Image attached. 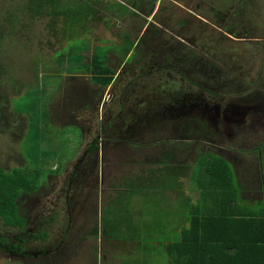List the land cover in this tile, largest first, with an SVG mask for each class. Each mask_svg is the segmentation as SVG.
<instances>
[{
	"label": "rangeland",
	"instance_id": "rangeland-1",
	"mask_svg": "<svg viewBox=\"0 0 264 264\" xmlns=\"http://www.w3.org/2000/svg\"><path fill=\"white\" fill-rule=\"evenodd\" d=\"M9 1L11 0H0V5L2 7L9 5ZM14 1L15 4L16 2L23 4V0ZM67 1L74 3L79 2L80 5L82 2H89L88 0ZM95 1H100L99 4L94 5L97 12L94 17L90 16L91 20H89L88 24L81 22L80 25L74 26L73 30L69 31L68 34L63 33L64 35L60 34L59 31L63 27L62 23L54 26L53 33L51 29L45 26L46 19L29 20L28 16L24 15L22 19L26 20V22L28 21V30L25 29L23 31L21 29L22 31L20 30L17 34L18 39L7 40L0 53V166L6 171H9L14 167L38 166L40 168V166L42 167V165L46 164H49V166H52V169H54L59 164H62L60 173L56 175L57 178L48 175V179L50 181L52 180L51 183H48L47 178L41 180L44 184L42 189L44 188L46 190L49 189V185L55 182V179L60 181V185L56 183L57 187L54 188L55 194L52 196L53 198L49 200L53 202L62 194L59 192L62 191V181L64 177H66L65 174L71 169V165L76 162L78 157L84 155V150L88 143L91 142L93 135L96 134L102 143L103 139L101 137L103 134H101L102 132L100 133V126L106 125L107 122L113 120L114 117H107L106 113L109 109H113V111L114 109L115 111L118 110L117 103H114V101H116L117 98L119 99V97L121 98L122 95H118L117 91L114 92L113 89L118 85L119 79L132 81L139 75L144 77V74L149 75L147 77L145 76L143 80L153 78L155 74L154 71L157 69L156 66L160 68L161 60L163 57L167 56L168 51H164L163 54L158 55V52L153 51L155 50L154 45L158 46L157 42L161 41V37L155 39L156 36L154 37V35L163 28L156 27L153 24L155 23L161 26L155 20L157 15L161 14L160 18L166 19L172 23L170 26H172L171 28H173V30L167 28L163 29L165 37L167 38L170 35L169 37H171L172 40L174 39L173 36L178 37L176 31H180L182 34L183 29L187 27L186 23L188 22L180 20L185 18L186 21H189L191 31L185 32L187 39L184 41L181 39L182 42L177 41V44L179 43L181 45L186 43L187 47L193 48L201 57L202 62H200L203 65L206 64L204 62L205 60H209L211 63L213 61L217 66L219 65L222 68L225 66L221 62L224 58L240 59V61L237 62L239 66L245 64V62L248 63V66L239 74V77L246 79L250 83L249 87L238 94H230L231 97H235L236 95L243 96L248 91L253 93L256 92L264 96V66L260 67V64L256 62V60L262 59V56L264 57V52L261 53V56L258 52L254 53V49H252L256 43L264 41L263 35H245V37H242L244 35L243 32H239L238 30V35H230L224 31L223 26H221L223 24L222 22L211 21V18H207L211 17L208 15L210 9H213V6L217 4L221 3V6L224 5L226 7L227 2H230L235 6H239V12H242L247 10L246 6H248L250 2L244 0ZM120 4L127 8L125 13H122L123 8ZM195 4L198 5V10H194L193 5ZM110 5H112L111 8H109ZM132 10L135 14L131 13ZM188 11L191 13L193 11H200L199 13H201L205 19L198 14H196L197 17L202 20L199 18L195 19ZM252 16L254 17L253 14ZM169 17L172 21L168 19ZM149 30H151L149 35H151L153 39H148L149 43H145L144 41L141 44V40L144 39L145 34ZM125 35L129 36V41L132 44L133 50H131L130 56L122 57L119 50H121L123 43L126 42L124 40ZM191 36L195 39L193 42L190 40ZM174 41L176 42V40ZM247 43H251L254 46L249 48L245 45ZM138 45L139 48L141 46V48L138 49L139 52L136 51ZM202 46L207 47L204 48ZM146 49H148V51ZM68 51L75 54V58L81 61H75V64H72L73 62L67 63L63 62V60L58 64L57 58L59 59V54H66ZM95 51L106 52L107 64L114 70L113 80L106 87L92 82L89 78V74L78 72L83 69V67L79 65H83V61L85 59L88 60ZM131 55H133V58H131ZM80 56H82V59ZM66 57L67 56H65V58ZM78 66L80 69L76 71L75 67ZM130 67L132 71L129 70ZM140 68L143 70L141 71ZM55 69H58V71ZM170 72L173 71L171 70ZM232 72L234 73L235 71ZM260 78L263 79L261 86L258 85ZM138 80L141 81L142 79L138 78ZM83 86L87 87V90H97L100 92V102H98L97 105L98 116L93 122H91L92 118L89 114L79 111L80 100H85L86 97V90L83 89ZM118 86L121 88L122 84ZM43 90L47 92L44 93ZM191 91L196 92L198 90L196 88ZM220 94L225 95L222 91H220ZM73 95L78 99L79 105L77 106V110L73 107L72 111L68 109V111L66 110V112H64V106L69 105ZM162 95L164 94L162 93ZM208 97L209 96L205 94V102L208 101L209 103L211 98ZM44 98H46L45 103ZM133 101V99L126 102L124 101L125 107H132ZM44 109L46 112L48 110V113H46L47 128L45 126V128H43L44 118L41 117V110ZM200 111L201 110L195 108H193V110H186L183 112L184 114L180 113V117H188L187 115L190 113H198L202 115V118H205V115H207L206 112L201 114ZM218 116V128H215V130L212 129L211 134L207 133L206 136H204V134H199L194 127L193 130L195 134L190 137L188 135L182 136L180 132L174 129V126L177 125L176 123L179 120L176 121V119H173V115H169L167 116L168 119H166L167 117L162 119L163 122L158 121L161 127L157 125V127L154 128L158 130L156 132L161 133L160 138H154V140L153 138H147L146 140V138H144L145 136L143 137V140H146L147 143L146 150H143L141 154H137L138 152L134 150L136 148L135 145H129L128 147H124L126 149L122 151L127 152L126 157L117 160V162H110L108 165L99 163L96 172L97 176L95 178L98 180L96 182V187L103 193L100 204L106 205L108 199L114 196V184L121 183L124 178L129 179L132 175L137 176L142 173V170L148 165V160L150 161L158 157L164 145H168L167 147L169 148H174L175 152L179 154V161L189 164L193 162L192 160L196 156L195 153L197 151L202 152L204 150H210L217 152L233 163L236 170L240 173L239 176L243 175L247 178V181H250V179L254 177L253 175L255 172L254 170L250 172L248 166L251 160L256 157L254 148L258 146L259 141H264V122H255V127L253 129L247 128V124L250 123L249 120L237 125H231L232 129L230 130L229 137H227L228 135L226 136L224 133V130L228 131V129L224 126L223 113H218ZM108 118H110V121H107ZM29 123L30 127L28 128ZM94 124L97 126L96 129L94 126L92 127ZM154 126L156 125H149V128L153 129ZM242 126H245V128H242ZM255 128L257 129L256 132L253 131ZM235 132H237V134ZM232 136L234 137L231 138ZM167 137L172 139H168ZM101 154L102 150L99 148L98 157H100ZM42 158L44 161H42ZM259 158L262 164V175L264 177V146H262V152ZM158 184H162L161 179L154 185L158 186ZM188 186L192 187V184L189 183L186 177H183L181 179V187L185 193L189 191ZM157 190L158 189H155L154 191ZM250 193L255 192L252 190ZM168 194L169 202L178 200V194ZM116 198L115 202L118 201ZM41 200H44V197H42ZM49 201L47 202V209L52 210L54 206L53 203ZM94 203L95 201L91 202L92 207H94ZM109 206L112 211L106 215L108 218L105 221L107 228L110 227L112 229L113 226L116 225L120 230L117 231L119 235H115L112 239L117 238L115 241H129L131 245L136 244L134 241H140V244L135 246L137 247V251H135L133 255L129 254L131 257L128 260H124V263L167 264V255H162V257H160L158 254L147 253L144 249L146 247H151L152 242L150 241H157L155 239L157 236L155 235V238L152 237L151 233H149L150 230H148L150 221L154 215L146 214L145 216H140L136 219V225L132 226L133 220L130 215L118 212L122 208L120 204L114 203L113 200H111ZM174 206L177 209L180 208L181 211L183 210L180 202H176ZM24 207H26V205ZM92 207L85 215H80L78 218L79 222L72 227L67 241H84L82 239L85 234H87L86 241H91L87 248L94 245L95 241H98L95 238L92 239L88 235L89 228L93 227L95 224L93 221L97 219L93 213ZM136 207L139 209L133 208L135 212L140 209L142 210V208L144 211L147 210V206L142 199L141 201H136ZM31 213L33 218L36 213L34 210H32ZM142 217L145 218V220L142 219ZM85 218H87V220ZM179 218L177 214L174 216L171 215L170 217L174 223L176 220L179 221ZM99 221L97 219V224ZM3 231L15 234L19 233V229L9 226H4ZM56 231H59V228L56 229ZM112 232L117 233L115 231ZM52 235L53 233L50 237H52ZM51 239H53V237ZM99 241H104L102 236L99 237ZM129 243L128 248L131 246ZM142 244L146 245V247ZM80 258L83 261L82 264H90L92 262L87 255H81ZM145 258H149V261L143 263V259ZM82 261H79V264ZM55 262H57V260ZM0 264L23 263L18 258L0 255ZM57 264L59 263L57 262Z\"/></svg>",
	"mask_w": 264,
	"mask_h": 264
},
{
	"label": "trees",
	"instance_id": "trees-1",
	"mask_svg": "<svg viewBox=\"0 0 264 264\" xmlns=\"http://www.w3.org/2000/svg\"><path fill=\"white\" fill-rule=\"evenodd\" d=\"M88 1L87 3L82 2L80 5L79 2L74 3L67 0H23V4L17 2L15 4V1L11 0L8 2L9 5L3 7L0 5V53L7 40L18 39L17 34L21 29L23 31L25 29L28 30V21L26 22V20L22 19L24 15H27L29 20L46 19L45 26L51 29L53 33L54 26L62 23L63 27L59 31L60 34L64 35L63 33L68 34L69 31L73 30L74 26L80 25L81 22L88 24L89 20H91L90 16H95L97 11L94 5L99 4L100 1ZM120 5L123 8L122 13H125L127 8L122 4ZM252 5V2L249 3L246 6L247 10L242 12H239V6H235L230 2H227L226 7L224 5L221 6V3L213 7L223 14L221 21L223 24L221 26H223L225 32L238 35L237 32L239 31L247 36L251 35L253 31L254 34H257L256 31L259 28H256V24L259 26L261 24L258 20H254V17L250 16ZM131 13L135 14L133 11ZM124 40L126 42L123 43L119 53L122 57H127L128 55L130 56L133 49L128 35L124 36ZM136 51L139 52L138 49ZM106 54V52L100 51L93 52L88 60L85 59L83 61V65H79L83 69L78 72L89 74L90 80L97 85L108 86L113 80L114 70L107 64ZM173 54L170 51L167 56L163 57L161 61H166L163 62L164 65L167 63L173 65ZM59 55V59L57 58L58 64L63 60V62L67 63L73 62L72 64H75V61H81L76 59L75 54L70 51ZM176 55L178 56V54ZM194 55L196 58H193V60L189 59L185 64L186 68L196 66L198 70H200V67L204 69L207 74H210V81L208 82L216 90L223 91L225 89V83L229 76L233 77V79L237 78V75H234L235 73L232 74L230 72V64L228 66L225 58L221 61L225 65L222 69L219 65L217 66L213 61L211 63L209 60H205L206 64L203 65L198 53ZM65 56L67 57L65 58ZM80 57L82 59V56ZM131 58H133V55H131ZM194 60H197L196 63L198 64L191 65L192 62L194 64ZM232 60L238 61L237 58ZM256 62L260 64V67L264 66V57L256 60ZM178 65L183 67L181 62H178ZM79 66L75 67L76 71L80 69ZM242 66L247 67L248 63L245 62ZM162 68L166 69L167 67ZM55 70L58 71V69ZM173 74L175 77L178 76L180 80L178 79L173 83L172 79L168 83L161 84L159 88L157 87L158 85H153L156 89L152 91L156 95L157 93L158 95L159 93L162 95L164 92L165 94L166 92H170L171 94L175 92V95L179 97L173 96L175 99L172 100L171 104L183 98L189 100V97H193V95H187L193 86L197 90L200 88L203 94L206 95L220 94V92L209 87V84H199L198 80L200 78L198 74L186 76L181 73L179 74L178 70ZM244 81L250 84L246 79ZM132 83H134V80L126 82L124 85L122 84L121 88L124 89ZM169 83H173L174 85L171 84L172 86H170ZM153 87H148V90ZM43 91L44 93L47 92L46 90ZM97 93L100 94L99 91ZM46 98H44V103ZM165 102L167 101L156 98L150 99L148 108L151 110L161 109L162 104ZM115 103H117L118 110L123 109V105L119 102L118 98ZM46 113H48V110L47 112L45 109L41 110V117L44 118L43 128H47ZM191 114L187 115L188 117L177 118L176 121H179L176 124H186V126H192L193 129L195 127V130L199 134H204V136L207 133L211 134L212 129H209L208 126L210 125L207 123V119L202 118V115L198 113ZM94 115L96 116L95 113ZM158 119L159 122L162 121L159 117ZM109 125L110 122L100 126V133L102 132L101 134H103L101 138L104 143L100 142L96 134L93 135L91 142L88 143L84 150V155L78 157L76 164L65 174V184L72 182L79 169H82L79 173L82 174L81 176H83L84 180H89L90 182L94 180L96 182L95 177L97 176L96 172L99 163L108 165L110 162H117V160L122 159V155L124 157L125 155L127 156V153H121L123 144H120V139L116 137L112 139L111 136L113 134L107 131ZM29 127L30 123L28 124ZM193 129L191 132H184L183 136L188 135L191 137V135L195 134ZM156 131L158 130L154 129L152 133L149 132L147 135L148 139L153 138L154 140V138H160L161 133ZM253 131L256 132L257 129L255 128ZM43 132L45 133L44 130ZM168 139L172 138L169 137ZM122 140L124 144L128 142L125 139ZM106 141H111V145L105 147ZM140 143L141 141L131 143L129 141L128 144L135 145L136 148L134 150L138 152L137 154H141L143 150H146L147 142L138 148ZM167 146L164 145L158 157L150 161L148 160V162L145 161L148 165H145L146 167L142 170V173L137 176L132 175L129 179L124 178L121 183L114 184V196L110 197L108 201L111 202L113 200L114 203L125 207V205L133 203L134 198H139L140 201L142 199L147 206L146 214L154 215L150 221L149 233H151L152 237L156 235L157 237L155 236L156 238H154L163 245L160 248V253L168 256L167 264H264V199L259 204L257 202L255 204L251 203L248 200L246 194L243 193L246 185H248L245 176H239L240 173L225 156L214 151L202 149L204 151H197L195 153L196 156L193 158L191 164L182 163L179 161V154L175 152L174 148ZM262 146H264L263 140L259 141L258 146L254 148L256 157L251 160L248 166L250 172L254 170V177L258 176V173L261 175L262 164L259 157L262 152ZM99 148L102 150V156L100 157H98ZM42 161H44L43 158ZM61 165L59 164L54 169L49 164L42 165L40 168L38 166H22L14 167L9 171L0 166V220L3 226L19 229V233L15 234L16 242L14 246L16 251H21L18 247H22L24 241H28L29 239L31 241H45L49 237L50 226L46 224L47 218L40 222L32 232L27 231V217L31 216L30 211L33 209L29 208L27 210L28 205H26L23 195L37 192L40 186H44L41 180L48 179V175H58L61 171ZM183 177H186L189 183L192 184V187L188 186V193H185L181 187V179ZM159 179L162 180V184L155 186L154 184ZM54 184L52 183V185ZM61 188L68 190L63 185ZM155 189L158 190L154 191ZM168 193L178 194V200L169 202ZM115 198L118 200L117 202H115ZM110 202L108 203V207H104L103 209L100 229L96 222L97 219L93 221L95 223L93 227L89 228L88 235L92 239H97L98 233H100L104 241L112 239L115 235H119L117 232L120 231L118 226L115 225L111 229L110 227L107 228V224L105 223L106 219H108L106 215L111 210L109 206ZM176 202H180L183 208L182 211L180 208L177 209L174 206ZM25 205L26 207H24ZM57 213V211H53L48 215L49 212H47V215L50 216V219H55ZM174 214L180 217L175 225L171 223L170 219L171 215L173 216ZM112 231L117 233H113ZM0 239V241H4L5 243L8 242L6 237H0ZM82 240H87V234H85Z\"/></svg>",
	"mask_w": 264,
	"mask_h": 264
},
{
	"label": "flooded vegetation",
	"instance_id": "flooded-vegetation-1",
	"mask_svg": "<svg viewBox=\"0 0 264 264\" xmlns=\"http://www.w3.org/2000/svg\"><path fill=\"white\" fill-rule=\"evenodd\" d=\"M246 2H252V8H251V13L250 16H252V14L254 15V20H258L261 24L260 26L258 24H256V28H259L256 33L254 34L252 32V34L247 35V36H253V35H263L262 37H264V0H244ZM255 4V6H254ZM194 10H198V5H193ZM216 9V8H215ZM210 9V12H208L211 17H207V18H211V21H218L221 22L223 19V14L221 13V11H218L217 9L215 10ZM200 11L197 12H189V14L193 15L195 17V19L199 18L197 17L196 14L201 15V13H199ZM161 15V14H160ZM160 15H157L156 17V21L161 25H156L155 23H153L156 27H163L161 28V31L159 30L158 33H155L154 31H152L153 33H155L154 37L155 39L160 38L161 37V41L157 42L158 46L154 45V52H158V54H163L164 51H168V53L171 51L173 52V58H172V62L173 65H169L167 64H163V62H166L165 60L160 62V68L159 66H156V70L154 71L155 74L153 76V78H149L146 80H143L145 78V76L147 77V74H144V77L139 75L138 77H136V79L134 80V83L128 85L127 87L123 88H119L118 85L120 84H125L126 82H129L128 80L126 81L125 79H119L118 81V85L116 87H114V92L117 91L118 95H121V98L119 97V102L123 105V109L122 110H116L114 109H109L107 111V117H114L116 119H113L112 121H110V118L107 119V121H110V125L107 129L108 132H110L111 134H113V136L109 135L112 137V139L114 137L120 139V144H123V148L124 147H128L129 141L134 142L135 140L137 141H141L140 145H138V148H140L141 145H143L144 143H146L147 140V135L148 133H152L154 131V128L157 127V125L159 127H161V125H159L158 122V113H156V111L158 112V110H151L148 108L149 105V101L150 99L152 100L153 98L156 99H161L164 101H167L165 103L162 104L164 106H172L171 102L173 99H175L173 96H176V98H178V95L171 94L170 92H164V95H157L152 93V91H154L156 88L153 87V85H158L157 87L159 88L161 84L163 83H168L170 82V80L173 79V83L175 81H177L179 79V77H175L173 76L174 72L176 73V70L179 71V74H183V75H197L200 78L198 81L199 84H203V85H207L209 84L213 90H216L214 87H212V84H210V74L206 73L204 71V69H202L200 66V70H198L195 67L192 68H186V62L189 61V59L193 60V58L195 59L196 56L194 55L196 53V51H194L193 48L187 47V44H177L178 42H182V40L184 41L186 38L185 36V32L191 31V27H190V23L189 21H186L185 18H183L180 21H184V22H188L186 23L187 27H185V29H183V33L181 34L180 31L176 33L178 34V37L173 36V40L171 39V37H165V33L163 29H172V23L169 22L166 19L160 18ZM253 17V16H252ZM203 19H205L202 16ZM170 21L171 18H168ZM201 19V18H199ZM202 20V19H201ZM167 21V22H166ZM169 27V28H168ZM162 32V33H161ZM151 33V30H149L145 36L144 39L141 40V44L145 41V43H149L148 39L153 37L151 35H149ZM228 33V32H226ZM230 35H233L232 33H228ZM193 36L190 37V40L193 42L195 39L192 38ZM242 37H245L242 36ZM165 38V39H164ZM180 38V39H179ZM182 39V40H181ZM176 40V42L174 41ZM157 45V44H156ZM247 47L252 48L251 43H247L245 44ZM204 48H206L207 46H202ZM141 48V46H140ZM139 45L137 46V49H140ZM254 53L258 52L260 55L261 53L264 52V41H261V43H256L254 48ZM148 51V49H146ZM178 54V56L176 55ZM264 54V53H263ZM262 56V55H261ZM263 57V56H262ZM261 57V58H262ZM226 59V63L230 64V72L234 75H237L236 79H233V77L229 76L227 78V82L225 83V89H223L222 92L225 93L224 94H220V95H207L211 98V100L206 101L205 102V94H203V92L200 90L197 92H193L191 91L192 89H194V86L190 89L189 93L187 95L192 96L191 99L189 97V100H187L186 98L181 99V101H183L184 99L186 100L185 103H189V105L194 104L193 108L195 109H199L201 110L202 113H205L207 115H205L206 119H207V123L210 125L208 126L209 129H213L215 130V128H218V113H223V118H224V126L225 128L228 129L224 130V133L226 134L227 137H229L230 135V130L232 129L231 125H237L239 123H243L246 120H249L250 123L247 124V128L249 129H253L255 127V122H260L263 123L264 121H262L264 119V96L261 94H258L256 92H247L245 95L243 96H239L236 95L235 97H231L230 94H238L241 91H245L248 87L249 84L246 83V81H244L243 77H239V74H241L243 72V70L246 69V67L244 66H239V64L237 62L240 61V59L236 60H232L231 58H225ZM198 60V59H197ZM197 60H194V64L191 63V65H196L198 63ZM178 62H181L183 64V67L178 65ZM190 63V62H189ZM147 64V63H146ZM221 64V63H220ZM224 65V64H223ZM162 67H167L166 69H163ZM126 68V67H125ZM171 68V69H169ZM129 69V68H128ZM176 69V70H175ZM132 71V68L130 67V69ZM140 70L142 71L143 69L140 68ZM171 70H174L173 72H170ZM232 71H235L234 73ZM143 77V78H142ZM138 78H141L143 80L139 81ZM194 78V77H191ZM197 78V77H196ZM195 79V78H194ZM180 80V79H179ZM263 79L260 78L258 85L261 86L263 81ZM150 85H149V84ZM173 83H169L170 86H172L171 84ZM174 85V84H173ZM153 87L151 89L148 90V87ZM87 87L83 86V89L86 90V97L85 100H80V105L78 103V99L77 97H75L74 95L71 97L72 100H70L69 105H65L63 108V111L66 112V110L68 111H72L73 107H75L74 109L77 110V106L79 105L80 110L82 111L81 113H87L90 115V117L92 118L91 122H93V120H95V118H97L98 116V102H100V94H95V90L94 92H92V90H87ZM196 89V88H195ZM119 91V92H118ZM254 91V88H253ZM199 92V93H198ZM220 92V91H218ZM229 92V94H228ZM197 97V98H196ZM208 97V98H209ZM81 99V98H80ZM130 99H133L134 103H132V107H125L124 101H129ZM196 99V102H195ZM240 102H242V104H240ZM115 103V101H114ZM65 104V103H64ZM175 104V101H174ZM242 107H241V106ZM240 107L239 111L235 110L236 107ZM193 108H189L188 110H192ZM159 109V108H158ZM155 111V112H154ZM238 111V112H237ZM218 112V113H217ZM71 113V112H70ZM94 113L96 114V116L94 115ZM1 114V113H0ZM64 114V113H63ZM189 115H192L191 113ZM216 118V120H215ZM173 119H176L175 117H173ZM109 123V122H107ZM106 123V124H107ZM155 124L156 126L153 127V129L149 128V125H153ZM94 126V128H96L95 124L92 125V127ZM253 126V127H252ZM242 128H245V126H242ZM174 129L177 130L178 132H180V135L183 136L184 132L188 133L191 132L193 127L192 126H186L185 125H175ZM208 130V129H207ZM237 134V132H235ZM179 134V133H178ZM108 136V137H109ZM145 136V137H144ZM143 137L146 138V140H143ZM234 136H232L231 138H233ZM125 139L126 142L125 144L122 143L123 140ZM243 139V138H241ZM143 140V141H142ZM116 142V141H115ZM143 142V143H142ZM104 143V142H102ZM105 147L110 146V141H106L105 142ZM102 145V144H101ZM115 145V144H114ZM118 145V143H117ZM125 145V146H124ZM103 146V145H102ZM116 147V146H115ZM131 147V146H130ZM123 148H121V150L123 151ZM126 149V148H124ZM120 151V150H119ZM123 153H127V152H121ZM102 156V155H101ZM122 157L124 158V155H122ZM126 157V155H125ZM89 160V159H88ZM77 162V161H76ZM73 163L71 166H73ZM93 162V161H92ZM2 167V166H1ZM4 169V168H3ZM82 169H79L78 173L74 176L72 182H69L67 184H65L66 180L62 181V185L65 186L68 190H65V188L61 189L62 191H60L59 193H62L61 196H58V199L53 201H49L51 200V198H53L52 196L55 194V190L54 188L57 187V184L60 185V181H57V179H55V184L51 185L49 187V189H42V186L39 187V189L37 190V192H34L33 194L30 195H23L24 200L26 201V205L27 206V210H29V208H31V210L33 209L34 212L36 213L34 215V217L32 218V213L30 211V215L29 217H27V231L32 232L33 229H35L37 227L38 224H40V222L44 221L46 218V224L48 226H50L49 228V237H47V239L45 241H51V243H44L45 241H31V239H29L28 241H24V244L22 247H18L19 250L21 251H16L15 250V233H9V232H5L3 231V225L2 222L0 221V237H6L8 239V242H4V241H0V255H6L10 258H19V260L23 263V264H49L50 263V259L52 258V262L53 260H57L59 261L58 258H61V254L59 253L61 251V245L60 242L63 243H67L68 237L70 236V232L72 231V227L77 223L76 221L78 220V218L80 217V215L87 213V211L92 207L91 202H94L95 199L97 201V197L102 194L101 191H99V189L96 187V182L93 181H89V180H84L83 176H81L82 174L79 173L81 172ZM57 178V176H54V178ZM48 183H51L50 180H48ZM57 183V184H56ZM42 192V193H41ZM41 193V194H40ZM44 197V200H41V198ZM55 198V197H54ZM53 203L54 209L50 210L47 209V202ZM89 201V202H88ZM93 209V207H92ZM53 211H57L58 213L56 214V218L55 219H50V213H52ZM46 212V214H45ZM47 212H49V214L47 215ZM94 213V211H93ZM64 215V217H63ZM40 216V217H39ZM90 217V216H89ZM42 219V220H40ZM87 220V218H85ZM48 220V221H47ZM63 220V221H62ZM62 221V222H61ZM67 221L69 222V224H67ZM61 222V223H60ZM86 222V221H85ZM79 225V223H78ZM59 228V231H56V229ZM66 231V232H64ZM53 233L52 237L53 239H51L52 237L51 234ZM24 236V235H23ZM51 240H50V239ZM1 240V239H0ZM21 242V241H20ZM20 244V243H19ZM18 244V245H19ZM58 245V246H57ZM50 246V248H49ZM49 251L51 253L50 258L49 256ZM48 253V255H47ZM52 264V263H51Z\"/></svg>",
	"mask_w": 264,
	"mask_h": 264
},
{
	"label": "crops",
	"instance_id": "crops-1",
	"mask_svg": "<svg viewBox=\"0 0 264 264\" xmlns=\"http://www.w3.org/2000/svg\"><path fill=\"white\" fill-rule=\"evenodd\" d=\"M92 92H94V90ZM95 94L97 96V94H98L97 90H95ZM97 181L98 180L96 178V182ZM247 183H248V185H246V189L243 191V193L246 194V196H247V198H249V200L253 199V200H250L251 203L255 204L257 202L259 204L262 201V199H264V177L262 175V170H261V175H259V173H258V176L256 175L255 177L250 179V181H247ZM252 190H254L255 193H250ZM102 195H103V193L97 197V201L95 199V203H94L95 205L92 209L94 211V215L98 219V221L99 220L101 221L103 209H104V207H108V203H109V201H107L106 205L100 204L101 199H102ZM136 201L137 202L140 201L139 198L133 199V201H132L133 203H131L130 205H125V207L122 206V208L118 211L120 213L123 212L124 214L130 215L131 219L133 220L132 226L136 225L135 222H136V219L138 217L146 215V212L143 210V208H142V210L140 209L137 212L134 211V209L137 208L136 207ZM126 206H127V208H126ZM137 209H139V208H137ZM111 211L112 210H110V212ZM142 219L145 220V218H143V217H142ZM100 221L98 223V226L100 225ZM76 222H79V220H77ZM176 222H177V220H176ZM171 223L175 225L173 220H171ZM67 224H69L68 221H67ZM100 236H101L100 233H98V236L96 239L98 241H95V244L89 248H87V246H89V242H91V241H67V243L60 242L61 251L59 253L61 254V258H58L59 261H57V262L59 264H79V261H82L80 256L81 255L82 256L87 255V257H89V259H91V261H92L90 264H127V263H124V260H128L131 257V256H129V254L133 255V253L135 251H137V249H136L137 247H135V246L140 244L139 243L140 241H134L136 244L131 245L129 243V241H115V239H111V238L107 239V241H99ZM150 242H152L151 247H146V245L142 244L144 247H146L144 249L147 251V253L150 252L151 254H158V255H160V257H162L163 254L160 253V248H162L163 245H161V243L159 241H150ZM44 243H51V241H45ZM128 243L131 245L130 248H128L129 247ZM131 247H133V248H131ZM49 248H50V246H49ZM51 253L49 251V256H48L49 258L51 256ZM47 255H48V253H47ZM166 260H168V256H167ZM49 261H50L49 264H51V263L57 264V262H55L56 260H53V262H52V258ZM147 261H149V258L143 259V263H145ZM82 263H83V261L80 262V264H82Z\"/></svg>",
	"mask_w": 264,
	"mask_h": 264
},
{
	"label": "water",
	"instance_id": "water-1",
	"mask_svg": "<svg viewBox=\"0 0 264 264\" xmlns=\"http://www.w3.org/2000/svg\"><path fill=\"white\" fill-rule=\"evenodd\" d=\"M185 102H186V100L184 99L183 101H181V100L176 101L175 104H172V106L166 107L163 105V107L161 109H158V112L156 111V113H158L157 115L160 119H165L169 115H173L176 119L181 118L180 113L184 114L183 113L184 111L188 110L189 108H193V106H194V104L189 105V103L187 104ZM240 104H242V102H240ZM239 109H240V107L238 106V107H236L235 110L239 111ZM215 120H216V118H215Z\"/></svg>",
	"mask_w": 264,
	"mask_h": 264
},
{
	"label": "clouds",
	"instance_id": "clouds-1",
	"mask_svg": "<svg viewBox=\"0 0 264 264\" xmlns=\"http://www.w3.org/2000/svg\"><path fill=\"white\" fill-rule=\"evenodd\" d=\"M219 95V94H218Z\"/></svg>",
	"mask_w": 264,
	"mask_h": 264
}]
</instances>
